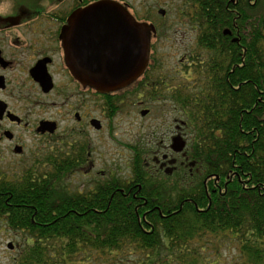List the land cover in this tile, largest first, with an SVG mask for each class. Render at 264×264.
Listing matches in <instances>:
<instances>
[{"label": "trees", "instance_id": "obj_1", "mask_svg": "<svg viewBox=\"0 0 264 264\" xmlns=\"http://www.w3.org/2000/svg\"><path fill=\"white\" fill-rule=\"evenodd\" d=\"M181 5L178 19L197 35L172 98L195 172L181 182L156 176L136 150L131 177H112L93 199L67 187L76 171L64 154L46 171L0 170V221L25 236L15 264H90L95 254L123 264L131 255L136 264H209L200 249L214 245L211 237L231 239L240 264H264V0ZM149 63L158 75L161 62ZM130 87L142 94L143 79Z\"/></svg>", "mask_w": 264, "mask_h": 264}, {"label": "flooded vegetation", "instance_id": "obj_2", "mask_svg": "<svg viewBox=\"0 0 264 264\" xmlns=\"http://www.w3.org/2000/svg\"><path fill=\"white\" fill-rule=\"evenodd\" d=\"M102 2L119 5L140 25L153 26L152 44L159 39L157 28L166 29L167 21L156 23L149 13L141 16L134 0H0V169L5 174L46 171L51 169L52 158L64 154L76 171L69 178L79 172L93 178L79 189V195L98 199L100 187L112 174L104 177V171H96L92 133L106 127L114 131L115 121L127 107L137 106L141 116L143 111H148V116L150 105H175L172 95L181 89L189 53L182 57L179 71L166 73L162 67L155 75V69L149 67L154 56L150 43L148 65L138 78L144 81V91L138 96L130 87L134 82L104 92L74 75L76 67L78 71L86 69V29L75 36L74 17ZM162 10L158 14L165 18ZM166 155L155 162L157 172L166 174L172 169L173 174L178 161L175 166L169 161L178 159L167 155L168 159L163 160ZM178 155L183 158L180 167L192 172L195 166L192 168L187 154ZM145 165L150 166L147 162ZM93 212L100 213L95 209Z\"/></svg>", "mask_w": 264, "mask_h": 264}, {"label": "rangeland", "instance_id": "obj_3", "mask_svg": "<svg viewBox=\"0 0 264 264\" xmlns=\"http://www.w3.org/2000/svg\"><path fill=\"white\" fill-rule=\"evenodd\" d=\"M182 1L134 0L136 11L141 16L149 13L148 17L154 19L156 23L163 24V20L167 21L165 31L159 29L160 37L154 44V57L156 61L161 62L166 73H172L174 70L179 71L182 57L194 47L196 42V31L188 26L189 22L186 19L182 22L177 17ZM154 6L156 8L147 9ZM160 9L166 11L165 18L159 16ZM148 109L151 111L150 114L142 117L140 115L141 109H137V106L127 107L120 118L115 121L114 131L110 132L109 128L106 127L101 132L92 133V146L93 151H95L93 160L96 164V171H104V177L111 173V178L114 176L121 179L130 178L136 150L137 152L144 151L143 159L150 165L149 171L156 176L160 173L157 172L158 166L154 159L161 160L163 154L178 159L177 169L173 174L171 173L172 181L181 182L184 174L191 173L188 167H180L183 158L173 152L171 148L174 138L180 136L184 141L189 139L190 131L185 125V118L172 103L150 105ZM195 169L196 165L192 173L195 172ZM90 179L93 178L83 176L82 172H79L68 178L67 187L69 190L83 189L84 184ZM24 237L22 233L9 230L5 222L0 221V264H15V258L19 255L20 248L24 244ZM210 241L214 245H208L205 251L200 249V254L209 260V264L241 263L236 244L231 239H226V237L213 239L211 237ZM9 244H13L12 249L8 248ZM194 244L195 247H198L196 243ZM137 260L138 257L131 255L127 261L125 259L124 264H136ZM112 263L123 264L107 257H101L100 254H95L93 262L90 264Z\"/></svg>", "mask_w": 264, "mask_h": 264}, {"label": "water", "instance_id": "obj_4", "mask_svg": "<svg viewBox=\"0 0 264 264\" xmlns=\"http://www.w3.org/2000/svg\"><path fill=\"white\" fill-rule=\"evenodd\" d=\"M161 13L165 15L166 11ZM74 19L75 36L79 35V30L86 29V69L83 72L76 67L74 75L77 78L107 92L129 85L143 74L148 65L151 34L155 32L153 26L138 24L122 7L109 2L94 5ZM147 114L148 111L142 112V116ZM185 148L186 142L182 137L173 139V152L183 153ZM167 159V155L163 157V160ZM155 162L160 161L156 159ZM176 162V159L170 160L169 165ZM190 165L193 167L195 163ZM172 172V169H167L166 174ZM8 248L12 249L13 244Z\"/></svg>", "mask_w": 264, "mask_h": 264}]
</instances>
